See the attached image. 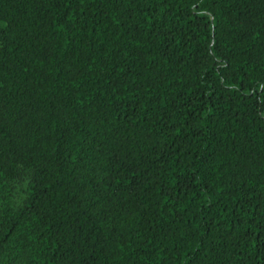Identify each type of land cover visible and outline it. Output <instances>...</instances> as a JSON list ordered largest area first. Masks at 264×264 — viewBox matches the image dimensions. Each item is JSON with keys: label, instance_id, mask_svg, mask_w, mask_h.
Here are the masks:
<instances>
[{"label": "trees", "instance_id": "obj_1", "mask_svg": "<svg viewBox=\"0 0 264 264\" xmlns=\"http://www.w3.org/2000/svg\"><path fill=\"white\" fill-rule=\"evenodd\" d=\"M0 264H264V0H0Z\"/></svg>", "mask_w": 264, "mask_h": 264}]
</instances>
